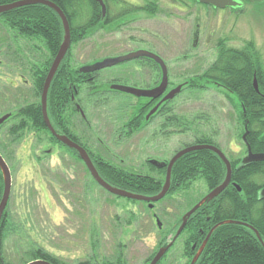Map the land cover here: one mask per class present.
<instances>
[{"label": "rangeland", "instance_id": "rangeland-1", "mask_svg": "<svg viewBox=\"0 0 264 264\" xmlns=\"http://www.w3.org/2000/svg\"><path fill=\"white\" fill-rule=\"evenodd\" d=\"M236 1L244 4L242 11L222 10L218 16L211 14V19L206 18V11L200 12L201 35L194 47L198 8L179 12L174 0H121L119 5L111 6L114 17L121 11L155 3L160 10L155 15L145 11L130 13L108 27L98 26L90 35L72 44L69 63L74 69L148 49L158 51L168 62L174 87L186 83L174 98V112L168 125H164L163 137L152 135L154 125L158 124L153 122L142 134L123 137L116 146L111 144L118 140L116 131L122 128L127 116H134L140 108L125 98L86 104L89 130L79 115L72 114L73 107L65 110L64 119L69 118L76 133L90 135L94 144L99 137L109 140L110 150L100 145L92 148L97 159L126 173L152 176L165 182L166 170L151 171L149 161L169 163L176 153L194 145L198 136L222 146L231 163L247 155L242 140L245 125L236 97L223 88L221 93L218 87L201 79L217 60L222 41L238 49L249 44L254 46L264 66V0ZM3 31L0 39L7 42L0 47V63H3L0 110L4 112L0 118L9 114L12 117L0 130V142L11 169L13 186L5 212L7 225L2 246L10 263L28 264L30 254L41 251L60 264H104L114 262L118 256L127 264H148L164 243L163 246L172 241L173 227L191 210L190 206L210 192L206 178L198 176L179 190L169 192L164 202L151 211L146 203L118 198L102 189L70 150L56 147L45 152L54 145L53 139L47 131L35 128L32 120H26L25 132L10 135V129L24 121L17 118L19 111L29 104L40 105L41 94L37 97L32 94L37 75L32 72L30 77L13 63L9 51L12 45L15 48L14 41L10 43V34ZM33 44L46 53L45 59L35 61L44 68L50 53L44 43L35 40ZM138 64L129 62L101 71V79L105 78L108 83H98V86L107 88L115 78L120 83L131 80L142 87L151 84L152 73L147 72V77L141 80ZM1 198L2 195L0 202ZM154 215L159 217L162 229ZM190 235L185 231L159 264H186L191 260L187 253Z\"/></svg>", "mask_w": 264, "mask_h": 264}, {"label": "trees", "instance_id": "trees-1", "mask_svg": "<svg viewBox=\"0 0 264 264\" xmlns=\"http://www.w3.org/2000/svg\"><path fill=\"white\" fill-rule=\"evenodd\" d=\"M22 1L27 0H0V7ZM46 1L56 4L66 15L71 28L72 44L79 41L81 37L90 35L98 26L108 27L130 13L145 11L151 15H155L160 10L159 5L155 3L145 7H135L131 10H125L124 12L121 11L114 17L111 14V6L119 5L121 0H103L107 8L106 16L104 17L102 8L96 0ZM195 4L198 3L195 1ZM232 11L237 12L239 9H232ZM3 17L4 18L0 20V37L4 33L3 30H5L8 34L15 35L14 39L18 40L19 46L23 45L21 41L29 39L40 41L47 47L50 53L49 61L44 63L45 67L42 68L44 72L36 79L34 90H32V92L36 93H32L35 97L38 96L37 94L42 95L48 69L63 43L64 30L62 22L54 11L43 5L20 8L5 14ZM0 41L2 44L7 42L2 39H0ZM218 47H220L221 50L217 60L214 62L213 66L203 74L201 79H210L218 83L221 82L222 88L236 97L242 110L243 122L246 123L247 130L249 131L247 141L255 153H264V138L262 137L264 134V66L261 59L255 52L254 46L250 44L247 48L238 49L228 47L226 43L222 41L219 43ZM70 55L69 52L68 58L63 62V65L68 66L66 68L68 72L74 69L69 67ZM9 56L13 57V55ZM255 78L258 82L259 92H257L254 87ZM58 80L59 79L56 77L53 81L48 101H50V104L54 103V109L58 111L55 113V120L60 123L62 121L64 122V111L66 110L67 112L69 108L72 109L73 105L69 100L68 93H66L64 103L59 101L58 94L62 95V93H59L60 82ZM41 111V104H29L28 107L20 110L17 118L24 121H21V125L13 126L9 134L13 136L20 132H25L26 120H34L36 128L46 131ZM3 113L4 112L0 110V115ZM135 113L134 120L130 122V126L134 128L137 124L133 123L140 118H138V116L141 115V110L138 109ZM67 119L69 118L66 116V120ZM10 120L11 119H9L0 130H2ZM70 151L71 153L73 152L72 150ZM0 153L8 163L1 142ZM73 153L77 157V154L75 152ZM100 160L98 159L99 162ZM98 165V170L108 183L136 194L147 196L156 195L161 192L164 185L163 183H165L152 176L144 177L126 173L123 170L109 166L103 160H101V163ZM239 165L240 161L232 162V184L222 194V197L210 203L191 219L188 230L192 238L189 241L187 252L191 257L195 255L192 249L193 245L202 244L207 233L221 222L231 221L246 223L259 232L264 242V201L259 200V192L264 188V162L250 165L244 169H237ZM151 171L154 172L157 170L151 167ZM198 176H204L209 188L215 189L220 185L221 181L223 183L225 180L226 167L219 157L210 151H199L188 154L180 159L173 168L170 193L179 190L187 182L194 180ZM234 184L241 187V192L234 187ZM3 191L4 182L0 172V196H3ZM199 201L194 202L190 206V209L199 203ZM207 217L210 218L208 222ZM6 225L7 217L3 219L0 228V264H11L10 257L6 256L2 246V238L6 230ZM203 225L208 226L204 228ZM203 228L205 235L201 240H198L197 237H199L200 230ZM174 230L175 229H173L172 232H174ZM190 244H192V246H190ZM17 258H19V256H17ZM29 260L31 262L46 261L51 264H60L50 255L41 251L31 253ZM123 260L122 256H118L114 259V262L107 261L104 264H127L125 263L126 261L124 260V262ZM189 263L190 260L186 262V264ZM22 264H27V262L23 261ZM80 264L94 263L83 262ZM197 264H264V247L251 229L240 225H224L212 235Z\"/></svg>", "mask_w": 264, "mask_h": 264}, {"label": "water", "instance_id": "water-1", "mask_svg": "<svg viewBox=\"0 0 264 264\" xmlns=\"http://www.w3.org/2000/svg\"><path fill=\"white\" fill-rule=\"evenodd\" d=\"M197 3L204 5V6H211L215 9L219 10H226V9H243L244 4L241 3V1H236V0H195ZM97 3L100 4L102 11H103V16H106L107 8L103 0H96ZM36 5H43L45 7L50 8L52 11H54L58 17L60 18L64 30V39L63 43L59 49V52L57 56L55 57L50 71L47 75V78L44 83L43 87V92H42V97H41V106H42V111L44 115V120L46 122V125L52 132L53 136H55L58 141H60L62 144H64L66 147H68L70 150L73 152L77 153L80 159L84 162L86 168L88 169L90 175L94 179V181L106 192L114 195L115 197L118 198H123V199H128L136 202H142L148 204V207L150 210L154 209V206L161 201H163L167 195L169 194L171 190V185H172V172L173 168L176 165V163L182 159L184 156L194 153V152H199V151H210L214 154H216L219 159L224 163L226 167V177L225 180L221 185H219L215 190H213L209 195H207L205 198H203L199 203H197L189 212L186 213V215L180 220L179 223H182L179 230L175 234V236L172 238V241L165 246H162L158 252L155 254L153 257L152 261L149 264H159L163 258L167 255V253L170 251V249L173 247V245L176 243V241L179 239V237L182 235L184 232L185 228L187 227L188 223L190 220L202 209L206 208L210 203L215 201L218 197H220L221 194H223L231 185L232 182V176H233V168L232 164L229 161V159L226 157V155L221 152L218 148L214 146H190L187 147L181 151H179L171 160L168 164L166 163H160L158 161H152L151 164L156 167V168H166V180L165 183L162 187V190L160 193L152 196H147V195H142V194H136L124 189H120L118 187H115L108 183L103 176L100 174L98 169L96 168L93 160L91 159L90 155L87 153L85 149L82 147L78 146L77 144L73 143L71 140H69L66 136H59L56 131L54 130L53 126L51 125L49 116H48V100H49V92L51 89V86L53 84V81L56 78L57 72L60 68V66L63 64V62L68 58L69 52L72 46V36H71V28L69 21L64 14V12L54 3L46 1V0H27V1H22L10 5H5L0 7V15L7 14L11 11L28 7V6H36ZM141 58H149L153 60L158 66L163 71V80L162 83L155 89L153 90H140L128 86H123V85H118L114 84L110 87V89L114 92L117 93H122V94H128L137 98H158L161 95H163L169 86V76H168V68L165 64V62L157 55L148 52V51H138L134 53H130L125 56H119V57H111V58H105L100 61L94 62L92 64L83 66L80 69V72L83 74H94L97 72H101L103 70L113 68L116 66H120L122 64H125L130 61L134 60H139ZM254 87L257 92H259V87H258V82L257 79L255 78L254 80ZM183 86H178L174 90H172L163 100V102L171 101L173 100L176 96H178L182 92ZM152 114V113H151ZM151 116V115H150ZM11 118V115H5L4 117L0 118V128ZM249 135V131L247 130L246 127V132L242 137V140L245 145H247L248 148V155L243 159V161L240 163L237 169H244L245 167H248L250 165H254L256 163H263L264 162V154H254L252 152L251 146L248 144L247 137ZM0 172L3 177V182H4V191H3V196L2 200L0 202V228L3 220V216L7 210L11 193H12V186H13V177L11 173V169L3 156L0 153ZM234 187L238 189L239 192H241V187L238 186L237 184H234ZM259 200L264 201V188L260 190L259 192ZM156 223L160 229H162V223L160 222L159 219L156 220ZM224 225H240L247 227L251 229L261 242V244L264 247V242L261 239V236L259 232L252 226L246 224V223H241V222H231V221H226L222 222L218 225H216L208 234L207 238L205 239L204 243L202 244L201 248L198 250L197 254L195 255L194 259L192 260L191 264H197L198 260L202 256L210 238L214 234V232L224 226ZM29 264H51L46 261H34Z\"/></svg>", "mask_w": 264, "mask_h": 264}, {"label": "flooded vegetation", "instance_id": "flooded-vegetation-1", "mask_svg": "<svg viewBox=\"0 0 264 264\" xmlns=\"http://www.w3.org/2000/svg\"><path fill=\"white\" fill-rule=\"evenodd\" d=\"M174 1H175V6L174 7L179 12L188 11V9L193 8L194 6L198 8L197 17H196V21H195V29H194V34H193V47H194L195 46L194 42L197 43L199 38H200V35H201L200 30H201L203 19L201 17L202 14H200V12L203 11V10L206 11L205 12L206 18L207 19H211V16H210L211 14H213V15L217 14V16H218L222 12V10L215 9V8H213L211 6H204V5H201L199 3L195 4L194 0H174ZM143 7H145V6H143ZM230 11L233 12L232 10H230ZM239 11H242V9L239 10ZM4 15H0V20L2 18H4L3 17ZM14 37H15L14 34H10V41L9 42L11 43L12 41H14V45H15V48H12V46H13L12 45L11 48H10V51H9V55H13V59H14L13 63H15L18 66H21V67H19V69L22 72H26L27 71L28 74L30 75V77H33L32 72H34V76L37 75V78H38L39 75H41V73L44 72V70L41 67L42 65H36L35 61H36V59L43 58V57L45 59V54H46L45 51L44 50L41 51L37 46H35L33 44L35 42V40H29V39L28 40H23V41H21V43L23 45L19 46L18 40H15ZM2 45L3 44L0 41V47ZM29 46L31 47L30 49H29ZM33 51H36L35 53L38 56V58H36L37 56L34 55ZM138 51H148V52H151V53L159 56L165 62L166 66L168 68V76H169L168 89L163 95H161L160 97H158L156 99H154V98H144V97L137 98V97H134V96H131V95H128V94L117 93V92H114V91H112L110 89V87L112 85H114V84L128 86V87H132V88H136V89H140V90H153V89L157 88L162 83L163 71L160 68V66H158L153 60H151L149 58H141L139 60H134L133 61V62L139 63L138 67H139L140 71L142 72V74L140 76L141 80H144V78L147 77V72L152 73V76H153L152 83L149 84V85L146 84L145 87L140 86V84L136 85V83L131 81V80H130V82H127V84L126 83H122V82L120 83V81L115 80L116 78L113 79V80L112 79L110 80L111 84L107 88L102 86V85L98 86V83H100V84H107L108 83V81L105 78L101 79L103 77L101 72H97V73L90 74V75L83 74V73L80 72V69L82 67L79 68V69H72L71 71L68 72V69H66L68 66L63 65V64L60 66V68H59V70L57 72V75H56V77L59 79L58 81L60 82V84H59V89H60L59 93H62V95L58 94L59 101L61 103L62 102L64 103L66 93H68L69 100H70V102L73 105L72 114L74 116H75V114L79 115L82 118V120L84 121L85 125H87V130L90 129L91 124L88 122V118H87V112L88 111H87V105L86 104H89L91 102H95L97 100L104 101V100H109V99H112V98H119V99L125 98L124 100L127 99V100H129V101H131L133 103L136 102L137 105H139V107H140L139 109L141 110V113H140L141 115H139L138 118L139 117L140 118L137 119L133 123V124H137V126L135 128L133 126H130V122H132V120H134L133 118H134L135 115L134 116H131V115L127 116L126 120L123 122L122 128H120L119 130L116 131L115 136L118 137V140L116 139L115 141L111 142L112 145H115V144L117 145L118 143H120L122 141L123 137H125V139L126 138L128 139L129 137H132L135 134H142L143 132H145L148 129L149 126H151L153 124V122H157L158 124L154 125V127H153L154 131H153L152 135H157V137H159V136L163 137L164 125H168V123H169L168 121H169L172 113L174 112V105L173 104H174V101L176 99H173V100L167 101V102H163V100L165 99V97L172 90H174L178 86H183L184 87V85H186L185 82L181 83L177 87L176 86L174 87V85H172L168 62L165 60V58L161 54H159L158 51L156 52V51H150L148 49H140V50H137V51H131V52L127 53V54H124L123 56L128 55L130 53L138 52ZM0 56H1V52H0ZM7 56H8V54H7ZM27 62H29V64H30L29 67L26 65ZM2 64L3 63L1 62L0 66H2ZM121 66H124V64H122L120 66L113 67V68H119ZM69 67H71V66H69ZM50 68H51V66L48 69V73L50 71ZM109 69H112V68H109ZM109 69L104 70V71L105 72L106 71H110ZM48 73L46 74V78H47ZM22 77H24V76H22ZM204 80L207 83L211 84L210 86L218 87L219 91H221V93H222V83L221 82L218 83V82L212 81L210 79H204ZM34 84H35V82L33 83V87H34ZM41 97H42V95H41ZM49 102L50 101H48V116H49L51 125L53 126L54 130L56 131V133L59 136H66L73 143H75L78 146H80L83 149H85L87 151V153L90 155L91 159L93 160L96 168L98 169V167H99L98 164L101 163V161L99 162L97 157H94V155L92 154L93 153L92 148L94 149V147H97L98 145H100L103 149L110 150V148L108 146L109 145V140L108 139H104V138L101 139L99 137V138L96 139V143L97 144L96 143L94 144V140H92L90 135H86V134L83 135L82 133H79V132L76 133L75 132V128L70 125L69 119H67V120L64 119V122L63 121L60 122V123L57 122L55 120V117H56L55 113H56L57 109H54V105H53L54 103L50 104ZM64 113H65V111H64ZM41 114H42V120H43V122L45 124V127H46V131L51 135V137L53 139V143H54L52 148H49V150H47L45 152H51V150H55L56 147H61V148L66 149V150H70L68 147H66L64 144H62L60 141H58V139L55 136H53L52 132L50 131V129L46 125V122L44 120L43 111H41ZM9 115H11V114H9ZM192 115H193L192 118L194 117V119H195V113L192 114ZM11 117H12V115H11ZM32 123H33L34 127L36 128L34 120H32ZM244 124H245V127H246V123H244ZM166 130L169 131L168 128H166ZM167 131H166V134H167ZM90 132H92V131H90ZM192 146H214V147L218 148L222 152V146H219V144L217 142L213 141L212 139L206 138L204 136H202V137L198 136L197 139L195 138V144L192 145ZM245 146H246L247 155H248L247 145H245ZM252 152L254 154H258V153H255L253 150H252ZM260 154H264V153H260ZM77 157L84 164V162L80 159L78 154H77ZM243 159L240 161V163L243 161ZM152 161H154V160H150L149 161L150 167H153V168L156 169V167H154L151 164ZM166 164H168V163H166ZM164 169L167 170L166 168H164ZM221 184H222V181L220 182V185ZM215 189H210V192L207 195H209ZM206 196H204L203 198H205ZM220 197H222V194L220 195ZM220 197H218L217 199H219ZM155 209L156 208H154L151 211H154ZM205 210H207V209H205ZM5 217H6V213L4 214L3 219ZM183 217H184V215L181 217V219ZM154 218H155V221L157 219H159V217L157 215H154ZM180 220L173 227V229H175L174 230L175 234L177 233V231L179 230V228H180V226L182 224V223H179ZM208 221H210L209 217H207V222ZM189 224H190V222L188 223V225ZM188 225L185 228L184 232L185 231L190 232L188 230L189 229ZM203 226H204V228H207L208 225H203ZM204 228L200 230L199 237H197L198 240H201V238L204 237V235H205ZM220 228H218V229H220ZM210 231L207 233L206 238H207L208 234L210 233ZM191 238H192V235H190L189 241L191 240ZM204 241H203V243H204ZM202 244H200V245L194 244L193 245L192 249H193V252H195V255L197 254L198 250L201 248ZM195 255L192 257V259L190 260L189 264H191V262L194 259Z\"/></svg>", "mask_w": 264, "mask_h": 264}, {"label": "bare ground", "instance_id": "bare-ground-1", "mask_svg": "<svg viewBox=\"0 0 264 264\" xmlns=\"http://www.w3.org/2000/svg\"><path fill=\"white\" fill-rule=\"evenodd\" d=\"M130 62H133V61H130ZM127 63H129V62H127ZM127 63H125V64H127Z\"/></svg>", "mask_w": 264, "mask_h": 264}]
</instances>
